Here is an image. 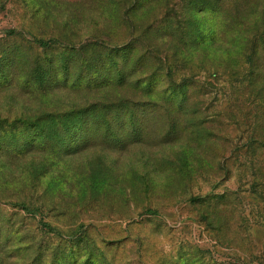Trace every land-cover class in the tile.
<instances>
[{"label": "rangeland", "instance_id": "374dc122", "mask_svg": "<svg viewBox=\"0 0 264 264\" xmlns=\"http://www.w3.org/2000/svg\"><path fill=\"white\" fill-rule=\"evenodd\" d=\"M186 3L0 0V47L7 29L19 30L22 38L16 39L28 46L29 60L53 52H43L26 40L33 37L56 38L58 43L75 46L131 41L137 53L152 52L135 78L158 66L164 72L171 67L174 78L194 73L203 87L191 97L185 113L174 118L179 126L189 118L195 130L210 138L201 151L187 131L173 136L167 132L166 113L160 108L146 114V133L137 142L112 146L96 139L75 153L56 146L0 152V264H84L87 258V264H192L197 260L191 257L196 247L206 251L203 262L210 258L217 264H262L258 256H264V186L251 173L255 171L249 158L253 149L245 146L247 124L241 123L252 108L250 92L229 89L230 78L244 79L246 73L228 77L232 68L245 71L248 66L243 57L237 62L238 48L224 52V42L203 51L189 49L191 55H183L177 51L187 46H175L153 30L168 18L186 27L192 16ZM242 3L236 11L264 18V0ZM123 96L155 98L130 85L39 88L28 86L20 75L12 76L0 82V125L7 122V128L16 132L17 120ZM111 126L119 132L115 122ZM225 131L231 142L214 146L211 133ZM189 146L193 151L186 160L211 159L217 150L224 153L223 167L229 166L231 173L216 172V168L214 174L179 171L178 157ZM222 191L230 193L241 211L236 223L247 228L240 242L232 245L215 239L201 218V207L190 200ZM233 235L238 236L235 231ZM63 254L67 259L61 262Z\"/></svg>", "mask_w": 264, "mask_h": 264}, {"label": "trees", "instance_id": "16d2710c", "mask_svg": "<svg viewBox=\"0 0 264 264\" xmlns=\"http://www.w3.org/2000/svg\"><path fill=\"white\" fill-rule=\"evenodd\" d=\"M243 1L187 0V9L192 11V16L186 20V27L181 28L173 22V18H168L160 21L153 30L159 31L165 39L173 40L175 46L178 43L187 46L177 51L183 55H191L189 49L203 51L220 42L225 43L224 52L238 48L241 56L236 57L237 62L243 57V63L247 64L248 70L232 68L228 77L246 74L244 79L230 78L229 89L232 92L234 88L237 89L235 91L245 89L250 92L249 102L252 108L242 117L245 122L241 123L247 124L245 146L253 149L249 158L255 171L251 173L260 179L257 184L264 186V29H261L264 18L236 11V6L240 7ZM248 1L246 0V4ZM182 25L186 23L183 22ZM6 33L7 39L0 47V82H8L12 76L20 75L28 86L39 88H49V85L54 88H78L83 85L119 88L130 85L135 90H144L148 95L154 94L155 98L137 100L123 96L108 102H90L60 112H43L32 119L17 120L19 125L16 132L7 128L10 125L6 122L5 125H0V152L21 151L25 146H56L62 147L65 153H75L96 139L112 146L137 142L146 133V114L157 112L160 108H164L166 113L164 121L168 133L175 136L187 131L188 138L191 141L196 140V148L201 151L206 149L210 138L204 136L202 131L195 130L192 120L184 119L185 125L179 126L174 118L176 114L185 113L191 97L203 87L193 78L194 73L174 78L171 67L164 72V67L158 66L147 70L149 74L144 77L135 78L136 71L147 64L152 52L144 50L137 53L135 44L131 41L112 46L98 41L83 42L75 46L58 43L56 38L33 37L26 40L43 52H53L50 56L37 54L39 57L36 60H29L26 50L28 46L16 39L22 38L20 31L9 28ZM114 122L119 129L117 133L111 126ZM210 136L214 146L217 142H231V139L227 140L230 136L228 131L223 134L212 132ZM192 151L189 146L179 155V171L214 174L217 169H225L228 174L231 173L229 166L223 167L221 160L226 158L224 153L216 150L211 159L205 158L206 161L199 158L192 163L190 159L186 160ZM190 200L201 207L202 220L220 242H228L230 245L239 243L238 238L241 239L244 231L247 232L244 225L241 227L236 223L240 219L238 213L241 211L230 200L229 192L206 193L191 197ZM19 204L29 209L24 202ZM233 230L239 237L233 235ZM204 252L206 251L196 247L191 257H196L197 260L191 263L217 264L210 258L203 262L202 259L206 257ZM66 256H61V262L67 259ZM258 257L264 264V256ZM186 259L187 257L183 258L185 261ZM89 261L87 258L84 264Z\"/></svg>", "mask_w": 264, "mask_h": 264}]
</instances>
